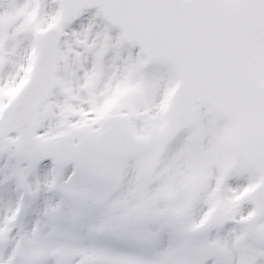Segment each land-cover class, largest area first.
<instances>
[{"label": "snow or ice", "instance_id": "1", "mask_svg": "<svg viewBox=\"0 0 264 264\" xmlns=\"http://www.w3.org/2000/svg\"><path fill=\"white\" fill-rule=\"evenodd\" d=\"M0 264H264V0H0Z\"/></svg>", "mask_w": 264, "mask_h": 264}]
</instances>
